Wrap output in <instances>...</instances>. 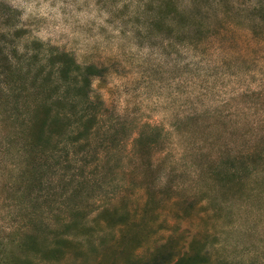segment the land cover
I'll return each mask as SVG.
<instances>
[{
    "label": "rangeland",
    "instance_id": "obj_1",
    "mask_svg": "<svg viewBox=\"0 0 264 264\" xmlns=\"http://www.w3.org/2000/svg\"><path fill=\"white\" fill-rule=\"evenodd\" d=\"M51 53L98 71L85 137ZM196 254L264 264V0H0V264Z\"/></svg>",
    "mask_w": 264,
    "mask_h": 264
},
{
    "label": "trees",
    "instance_id": "obj_2",
    "mask_svg": "<svg viewBox=\"0 0 264 264\" xmlns=\"http://www.w3.org/2000/svg\"><path fill=\"white\" fill-rule=\"evenodd\" d=\"M53 61H51V72L56 75L59 89H62L63 97L57 101L63 104L67 102L70 109H76L81 116L77 118L80 123L81 129L76 132L75 136H87L90 130L91 118L88 115L91 107V102L86 97V91L89 88L91 77L98 74L97 69L92 66H78L75 61L65 53L50 54ZM68 95V98L66 97ZM68 101H67V100ZM70 117L61 113L60 115L50 116V110L48 107H42L39 109H33L32 119H29L28 133L30 135L31 143L39 145L41 142L46 143L50 138V134H60L61 121ZM81 118H84L81 121ZM203 258L197 254L192 258H180L174 264H199L203 263Z\"/></svg>",
    "mask_w": 264,
    "mask_h": 264
}]
</instances>
